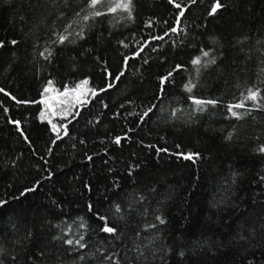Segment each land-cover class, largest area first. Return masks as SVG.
I'll return each instance as SVG.
<instances>
[{"label":"trees","instance_id":"16d2710c","mask_svg":"<svg viewBox=\"0 0 264 264\" xmlns=\"http://www.w3.org/2000/svg\"><path fill=\"white\" fill-rule=\"evenodd\" d=\"M128 2L0 0V264H264V0Z\"/></svg>","mask_w":264,"mask_h":264},{"label":"rangeland","instance_id":"374dc122","mask_svg":"<svg viewBox=\"0 0 264 264\" xmlns=\"http://www.w3.org/2000/svg\"><path fill=\"white\" fill-rule=\"evenodd\" d=\"M87 80H83L80 84H78L75 88L66 90L62 93H56L53 89H47V95L42 100L44 113L42 114V119H45L52 126V132L57 133V123H52L50 119H57L61 115V111H63L64 107H61L67 98H72L70 103L73 105L81 106L82 104L87 103L88 97V88L87 83L84 82ZM70 105V104H69ZM55 126V127H54Z\"/></svg>","mask_w":264,"mask_h":264},{"label":"snow or ice","instance_id":"6c2138e0","mask_svg":"<svg viewBox=\"0 0 264 264\" xmlns=\"http://www.w3.org/2000/svg\"><path fill=\"white\" fill-rule=\"evenodd\" d=\"M98 2V0H91V3H92V5L94 6L96 3ZM130 2H131V0H129V2L128 3H125V4H123V7L124 8H129V5H130ZM193 2H195V0H193ZM121 5L120 4H117L116 5V7H120ZM177 7H180V5L179 4H177ZM223 7V5L220 3V0H216V3H215V5L212 7V9H211V13L210 14H215L216 13V11L218 10V9H220V8H222ZM112 11H115V9L113 8V9H111ZM96 15H100V13L99 12H97V13H95ZM181 15H183V12H181ZM173 31H175V29H173ZM61 39H63V37L61 38ZM199 61H196V63H198ZM85 84L87 83V81H85L84 82ZM190 90V89H189ZM0 91H2V89H0ZM45 91H47V89H45ZM257 95H258V92H253V91H251V90H249V95H248V97H247V99H252V100H255L256 99V97H257ZM197 104H202L203 102L202 101H195ZM209 103H214V101H209ZM235 107H243V104H237V105H235ZM233 115H237L235 112H233ZM55 127V126H54ZM120 142V140H119V138H117V140H116V143H119ZM186 159H188V158H191V157H185ZM0 203H3V202H0ZM164 221L163 220H161V223H163ZM105 232H109V233H111V232H113L114 231V229L113 228H111V227H105L104 229H103ZM69 243H71V241H69Z\"/></svg>","mask_w":264,"mask_h":264}]
</instances>
